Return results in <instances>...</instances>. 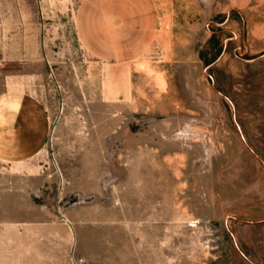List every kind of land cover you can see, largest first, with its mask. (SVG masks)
Masks as SVG:
<instances>
[{"label":"rangeland","instance_id":"1","mask_svg":"<svg viewBox=\"0 0 264 264\" xmlns=\"http://www.w3.org/2000/svg\"><path fill=\"white\" fill-rule=\"evenodd\" d=\"M156 4L117 8L125 39L93 33L91 0H0V89L51 96L53 130L62 106L68 130H116L98 197L0 167V264H264V7L248 39L212 23L195 53L142 56Z\"/></svg>","mask_w":264,"mask_h":264},{"label":"crops","instance_id":"2","mask_svg":"<svg viewBox=\"0 0 264 264\" xmlns=\"http://www.w3.org/2000/svg\"><path fill=\"white\" fill-rule=\"evenodd\" d=\"M74 1L86 4L90 0ZM91 2L94 11L93 33L100 35L103 27L109 34L119 30L125 39L132 38L133 20L130 21L127 14L122 15L117 9L122 8V5L130 6L132 0ZM171 2L170 10H164L160 4L154 6L153 15L148 19L152 27L146 32L151 41L142 56L154 51L160 54L161 49L164 54L166 38L174 40V49H185L188 45L195 53L198 45L205 44L210 37L209 27L212 23L223 22V32L232 34L233 39H236L235 32L241 24L248 39L253 33L252 14L256 8L264 7V0ZM183 14L185 17L181 18ZM117 24L121 27H116ZM33 30L30 29L29 38H35ZM140 32L141 35L145 33L142 30ZM0 90V167L14 170V176L18 178L28 177L30 187L34 184L37 192L61 177L68 183L66 193L78 194L82 198L98 197L102 179L109 176L104 164V146L107 137L116 130H68L65 106L58 108L64 117L56 130H53L56 107L50 100L51 96L41 95L38 86L27 87L22 85L20 77H14L9 88L3 86ZM45 93L48 94V89ZM48 152H53L59 173L55 174L49 167H45L49 160Z\"/></svg>","mask_w":264,"mask_h":264}]
</instances>
